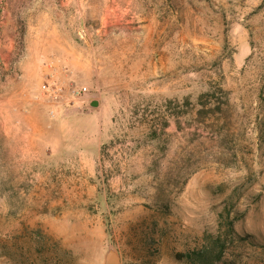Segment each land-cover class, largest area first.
I'll return each mask as SVG.
<instances>
[{
    "label": "rangeland",
    "instance_id": "rangeland-1",
    "mask_svg": "<svg viewBox=\"0 0 264 264\" xmlns=\"http://www.w3.org/2000/svg\"><path fill=\"white\" fill-rule=\"evenodd\" d=\"M232 204L264 244V0H0V264H185Z\"/></svg>",
    "mask_w": 264,
    "mask_h": 264
},
{
    "label": "trees",
    "instance_id": "trees-1",
    "mask_svg": "<svg viewBox=\"0 0 264 264\" xmlns=\"http://www.w3.org/2000/svg\"><path fill=\"white\" fill-rule=\"evenodd\" d=\"M218 108L221 109L220 106ZM241 218V213L233 204L225 205L218 213L216 231L205 232L197 247L176 253L177 260L185 264H243L242 253H237L234 248L251 245L264 250V244H260L252 235L237 231L236 225Z\"/></svg>",
    "mask_w": 264,
    "mask_h": 264
},
{
    "label": "built area",
    "instance_id": "built-area-1",
    "mask_svg": "<svg viewBox=\"0 0 264 264\" xmlns=\"http://www.w3.org/2000/svg\"><path fill=\"white\" fill-rule=\"evenodd\" d=\"M87 92H89V89L86 86H72L66 89L51 80L43 85V93L46 95L49 104L51 105L49 114L52 118L57 117L59 108L61 105L67 103L68 98L77 99L82 97Z\"/></svg>",
    "mask_w": 264,
    "mask_h": 264
},
{
    "label": "water",
    "instance_id": "water-1",
    "mask_svg": "<svg viewBox=\"0 0 264 264\" xmlns=\"http://www.w3.org/2000/svg\"><path fill=\"white\" fill-rule=\"evenodd\" d=\"M92 105H93V106H98V105H99V101L94 100V101L92 102ZM107 258H108V261H109L111 264H117L118 261H119V257H118V255H117V253H116V251H115L114 248H110L109 253H108V255H107Z\"/></svg>",
    "mask_w": 264,
    "mask_h": 264
},
{
    "label": "crops",
    "instance_id": "crops-1",
    "mask_svg": "<svg viewBox=\"0 0 264 264\" xmlns=\"http://www.w3.org/2000/svg\"><path fill=\"white\" fill-rule=\"evenodd\" d=\"M80 1H89V0H80ZM58 114H59V111H58Z\"/></svg>",
    "mask_w": 264,
    "mask_h": 264
}]
</instances>
